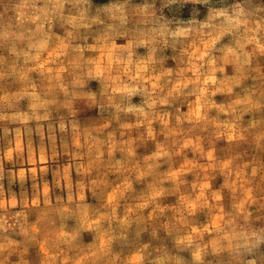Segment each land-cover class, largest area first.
I'll list each match as a JSON object with an SVG mask.
<instances>
[{"label":"clouds","instance_id":"obj_1","mask_svg":"<svg viewBox=\"0 0 264 264\" xmlns=\"http://www.w3.org/2000/svg\"><path fill=\"white\" fill-rule=\"evenodd\" d=\"M0 264H264V0H0Z\"/></svg>","mask_w":264,"mask_h":264}]
</instances>
